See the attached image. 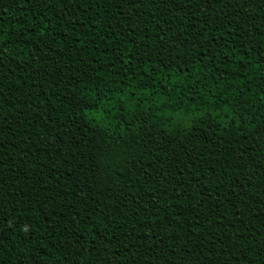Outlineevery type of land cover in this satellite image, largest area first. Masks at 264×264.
Returning <instances> with one entry per match:
<instances>
[{"label": "trees", "instance_id": "1", "mask_svg": "<svg viewBox=\"0 0 264 264\" xmlns=\"http://www.w3.org/2000/svg\"><path fill=\"white\" fill-rule=\"evenodd\" d=\"M0 264H264V0H0Z\"/></svg>", "mask_w": 264, "mask_h": 264}]
</instances>
